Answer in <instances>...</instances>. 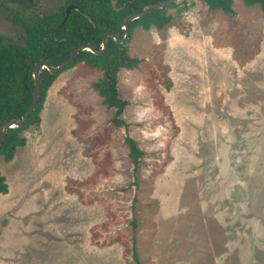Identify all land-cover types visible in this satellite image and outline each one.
I'll use <instances>...</instances> for the list:
<instances>
[{
  "label": "rangeland",
  "instance_id": "rangeland-1",
  "mask_svg": "<svg viewBox=\"0 0 264 264\" xmlns=\"http://www.w3.org/2000/svg\"><path fill=\"white\" fill-rule=\"evenodd\" d=\"M177 2L169 24L126 44L139 58L117 72L126 127L80 62L49 86L25 145L0 156V264H134L132 246L140 264H264V14Z\"/></svg>",
  "mask_w": 264,
  "mask_h": 264
},
{
  "label": "trees",
  "instance_id": "trees-1",
  "mask_svg": "<svg viewBox=\"0 0 264 264\" xmlns=\"http://www.w3.org/2000/svg\"><path fill=\"white\" fill-rule=\"evenodd\" d=\"M160 1L162 0H117L120 8L114 10L111 0H64L55 11L39 13L34 7V0H0L2 14L14 27L11 36L0 34V124L6 120L20 118L27 110L33 96V80L29 73L40 58H46L51 65L56 66L66 59L77 45L92 43L96 48H100L104 33L114 32L122 37L125 31L121 24L126 16L140 11L147 3ZM198 1L210 10L219 8L227 14L234 13V0ZM241 1L247 6L257 4L264 14V0ZM69 3L74 4L76 9L70 11L64 24L58 28L64 16V7ZM177 4V1L171 2L163 8L153 9L148 14L130 21L128 38L120 44L112 37H107V47L99 54L82 50L68 66L58 72L51 74L43 68L40 71L36 106L22 127L8 128L0 145V156L9 161L17 147L25 145L26 138L21 132L39 123L49 86L60 71L80 62L101 72V77L93 82L92 86L101 97L102 103L114 108L111 124L115 127H126L121 114L128 102L118 95L117 72L120 68L133 69L139 63V58L128 55L126 44L134 27L149 29L154 26L161 29L169 24L172 16L167 13V8L176 7ZM123 141L128 147V156L135 172L142 151L127 133ZM133 183H136V178ZM7 192L8 185L0 173V194ZM135 226V221L132 220V228ZM131 255L134 264H140L133 246Z\"/></svg>",
  "mask_w": 264,
  "mask_h": 264
},
{
  "label": "water",
  "instance_id": "water-1",
  "mask_svg": "<svg viewBox=\"0 0 264 264\" xmlns=\"http://www.w3.org/2000/svg\"><path fill=\"white\" fill-rule=\"evenodd\" d=\"M174 1H177V0H162L160 2L147 3L143 6V8L140 11L129 14L128 16H126L124 18V20L122 22V26L126 32L125 35L123 37H120L118 33H114V32L104 33L103 36L101 37V40H100V48H96L94 46V44H92V43H83V44H80V45H77L76 47H74L69 52L68 57L56 66L51 65L47 61L46 58H40L37 62H35L30 73H29V76L33 80L32 100H31L27 110L23 114V116H21L20 118H13L10 120H6L0 124V145L3 141L4 135H5L6 131L8 130V128H20V127H22L25 124L29 114L34 110L36 103H37V100H38V94H39V89H40V71L43 68H45L49 73L52 74V73L58 72L59 70H61L65 66H68L74 60V58L77 56V54L82 50H88L93 54H99V53L103 52L107 47V37H112L113 40L117 44H120L127 37V26H128V23L130 21L148 14L153 9L163 8L167 4L174 2ZM111 4H112L113 9H116V0H111ZM74 9H76V6L74 4H71V3L67 4L64 7V10H63L64 16H63L62 21L58 25V28H60L64 24V22L66 21L70 11L74 10Z\"/></svg>",
  "mask_w": 264,
  "mask_h": 264
},
{
  "label": "flooded vegetation",
  "instance_id": "flooded-vegetation-1",
  "mask_svg": "<svg viewBox=\"0 0 264 264\" xmlns=\"http://www.w3.org/2000/svg\"><path fill=\"white\" fill-rule=\"evenodd\" d=\"M70 4V3H69ZM66 6V5H65ZM111 6H112V4H111ZM113 8V7H112ZM120 8V6H118V4H117V0H116V9H114V10H117V9H119ZM121 27H122V29L124 30V28H123V26H122V24H121ZM137 27H139V26H137ZM134 28H136V27H134ZM134 28H133V30H134ZM143 29V28H142ZM133 30H132V32H133ZM125 31V30H124ZM126 33V32H125ZM125 33H124V35H125ZM123 35V36H124ZM122 36V37H123ZM131 37H132V35H131ZM126 38H128V26H127V37ZM126 38H125V40H126ZM131 39V38H130ZM124 41V40H123ZM122 41V42H123Z\"/></svg>",
  "mask_w": 264,
  "mask_h": 264
}]
</instances>
